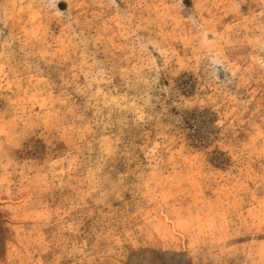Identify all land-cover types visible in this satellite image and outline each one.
Masks as SVG:
<instances>
[{"label":"rangeland","instance_id":"1","mask_svg":"<svg viewBox=\"0 0 264 264\" xmlns=\"http://www.w3.org/2000/svg\"><path fill=\"white\" fill-rule=\"evenodd\" d=\"M0 264H264V0H0Z\"/></svg>","mask_w":264,"mask_h":264},{"label":"snow or ice","instance_id":"2","mask_svg":"<svg viewBox=\"0 0 264 264\" xmlns=\"http://www.w3.org/2000/svg\"><path fill=\"white\" fill-rule=\"evenodd\" d=\"M143 55L147 56L148 53L147 52H143L142 53ZM220 63H223V64H226L227 61L226 60H223V61H220ZM165 71L169 70V67L167 65H165L164 69ZM108 73L111 74L112 73V69L111 67L109 66L108 67ZM119 73V68L117 69V74ZM143 74H141L142 76ZM150 75L154 76L155 75V72L151 73ZM150 81H144V83H149ZM85 123H87V121H85ZM209 144H211V141H209ZM206 149L208 148V145H205Z\"/></svg>","mask_w":264,"mask_h":264}]
</instances>
